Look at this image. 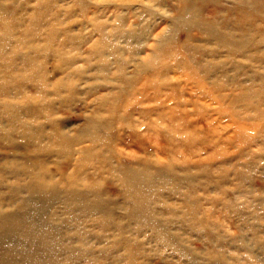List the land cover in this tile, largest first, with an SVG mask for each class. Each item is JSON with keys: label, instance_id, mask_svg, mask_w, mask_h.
Segmentation results:
<instances>
[{"label": "rangeland", "instance_id": "rangeland-1", "mask_svg": "<svg viewBox=\"0 0 264 264\" xmlns=\"http://www.w3.org/2000/svg\"><path fill=\"white\" fill-rule=\"evenodd\" d=\"M42 1L47 12L41 18L47 23L37 26L38 35L29 37L28 57L38 66L33 72L45 91H39L35 82H19L17 87L27 96H44L42 111L74 143L69 155L62 146L57 148L50 121L44 117L42 126L32 124L34 136L48 131L44 146L54 144L45 158L54 169L53 177L60 179L61 168L71 163V167L77 161L86 163L76 177L81 183L91 180L96 196L91 213H84L70 206L67 193L51 189L60 201L49 204L47 214L62 218L63 229L67 226L80 234L77 239L89 243L92 264H264V113L259 116L257 109L241 101L230 103V93L237 90L202 88V78L171 68V55L170 60L162 59L165 63L148 60L153 53L159 58L161 50L173 53L178 45L190 43L217 49L213 57L228 70L227 51L207 41L205 32L186 31L173 21L180 0ZM219 1L222 7L232 2ZM214 10L215 5L208 3L204 17L210 18ZM224 16L222 11L220 19ZM15 60L21 66L22 59ZM249 62L254 66L238 68L245 72L243 78L262 68ZM143 64L148 67L142 68ZM162 67L171 85L155 92V83L144 90L142 81L155 82L153 69ZM11 91L17 99L16 89ZM176 101L187 113L179 119L180 126L173 122L177 118L171 119L169 108ZM15 108L18 117L34 109L30 103ZM90 130L91 143L86 139ZM12 137L20 152L24 145L30 147L19 133ZM76 142L91 145V152L81 153ZM124 151L160 167L170 166L165 173L175 170L180 177L184 167L191 168L184 181H152L146 203L153 226L138 227L126 214L120 198L124 165L117 166L120 160L130 162L122 160L128 158ZM193 151L202 153L186 156ZM21 156L13 158L20 161ZM19 195L29 196L26 191ZM17 205L15 200L6 209Z\"/></svg>", "mask_w": 264, "mask_h": 264}, {"label": "bare ground", "instance_id": "bare-ground-1", "mask_svg": "<svg viewBox=\"0 0 264 264\" xmlns=\"http://www.w3.org/2000/svg\"><path fill=\"white\" fill-rule=\"evenodd\" d=\"M180 2L182 6L179 7V14L173 21L186 31L196 28L205 32L207 41L215 42L227 51L230 69L222 67L223 62L218 63L217 57H213L217 49L209 50L196 44L188 46L190 43L178 45L173 53L161 50L162 54L158 53L159 58L153 53L152 58L148 59L149 63L173 57L171 68L187 70L189 75L202 78L204 81L201 83L202 88L208 91H220L226 88L239 91L230 93V103L241 101L245 107L257 109L258 115L261 116L264 113V49H262L264 46V0H232L231 4L224 7L219 0H180ZM210 2L215 5L216 10L210 18H206L203 13ZM19 6H22V11L18 12ZM45 9L46 5L42 0H35L34 3H29L27 0L22 2L0 0V138L5 140H0L2 145L5 143L4 146H0L2 155V163L0 161V264H79L80 262L92 264L89 243L77 239L82 238L80 234H75V231L67 229V226L63 229L62 218L59 219L54 213L47 214L49 204L60 201L59 198L55 200L59 194L53 193L51 189L67 193L70 206L75 207L76 210L91 213V206L96 200L94 189L91 188V180L81 183L76 177V172L81 167L86 168V163L77 164V161L73 167L71 163L61 168L60 179L53 177L54 169L46 164L45 158L54 144L51 142L52 145L44 146L42 141L48 131L34 136L30 129L32 124L42 126L44 117L51 122L50 116L45 114L39 106L43 104L44 96H27L17 87L19 82L28 81L35 82V87H38L39 91H45L44 83L33 72V68L38 66L28 57L31 47L29 37L38 35L41 30L37 26L43 27V24L47 23L41 18L47 12ZM222 11L225 12V16L220 19ZM130 35L135 36L136 32H131ZM238 56L259 64L263 69H256L254 76L243 78L242 74L245 72L239 71L238 68L242 64L249 67L254 64H250L249 61V64L241 63ZM16 57L22 59L21 66L15 60ZM143 67H148V64H143ZM231 69L234 70L235 75L230 74ZM153 70V76L157 79L154 82L145 78L142 81L144 87L141 86L144 90L155 83V92H159L165 84L171 85L164 79L167 72L165 69ZM13 88L16 89L13 93H16L17 99L13 97L11 91ZM23 103H30L34 109L28 108L31 110L28 114L24 112L21 117H18L20 112L15 107ZM178 104L179 102L176 101L173 105H169V108L171 119L177 118L178 120L173 122L180 126L179 119L185 118L187 113L179 109ZM178 110H180L179 114ZM50 124H52L50 130L56 137L57 148L62 146L65 148L64 152L71 155L74 151L73 145L70 144L74 143L68 141L65 138L67 134L65 135L52 122ZM157 132L162 134V131ZM14 133H19L25 137V140L31 142L30 147L24 145L23 151L20 152L12 137ZM86 135V139L91 143V130ZM194 135L198 137L197 134ZM188 136L190 138L191 133ZM82 142L75 143L79 145L78 150L81 153H86L87 150L91 152V145H80ZM186 149H189V146H186ZM164 150L166 153L174 154ZM201 153V151H193L185 154L194 158ZM20 154H23V157L19 158L20 161L13 158ZM122 154L128 156L122 160L130 161L123 163L120 160L117 164V166L124 165V169L121 170L124 185L120 198L124 202L126 214L138 227L141 224L153 226L154 216L146 203V199L150 198L148 197L150 192L147 193V189L150 188L152 181L171 183L184 181L188 178L187 174L190 173L191 168L184 167L183 175L180 177L175 170L165 173L170 166L160 167L154 162L143 161L134 153L124 151ZM138 164H142V167H138ZM152 167L154 170H151ZM24 178L27 179L25 184ZM4 189H8V193ZM21 191L28 192L29 196L19 195ZM15 200H18V205L14 209L7 210L6 208L11 207Z\"/></svg>", "mask_w": 264, "mask_h": 264}]
</instances>
